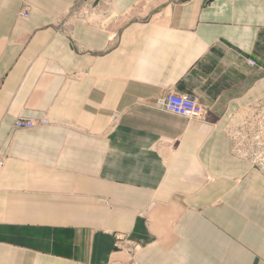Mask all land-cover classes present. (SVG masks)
Returning <instances> with one entry per match:
<instances>
[{"label":"crops","instance_id":"crops-1","mask_svg":"<svg viewBox=\"0 0 264 264\" xmlns=\"http://www.w3.org/2000/svg\"><path fill=\"white\" fill-rule=\"evenodd\" d=\"M256 114L264 0H0V264H264Z\"/></svg>","mask_w":264,"mask_h":264},{"label":"built area","instance_id":"built-area-1","mask_svg":"<svg viewBox=\"0 0 264 264\" xmlns=\"http://www.w3.org/2000/svg\"><path fill=\"white\" fill-rule=\"evenodd\" d=\"M27 17V14H23ZM254 65L253 62H250ZM153 108L155 110L172 114L187 120L205 121L208 110L200 105L196 100L180 96L174 92H167L159 97ZM254 117L243 123L239 134L235 133V140L237 141L234 153L238 155H254L264 154V117L262 115ZM47 121L37 122L24 118L17 119L13 124L15 131L32 130L40 124H47ZM255 128L257 132H253ZM264 156V155H263ZM264 162V161H263Z\"/></svg>","mask_w":264,"mask_h":264},{"label":"rangeland","instance_id":"rangeland-1","mask_svg":"<svg viewBox=\"0 0 264 264\" xmlns=\"http://www.w3.org/2000/svg\"><path fill=\"white\" fill-rule=\"evenodd\" d=\"M27 14V17H28V11H24L21 15L23 16V14ZM24 18H27L25 16H23ZM117 116H114V119L116 118ZM19 119V118H18ZM26 119V118H24ZM29 120H34V119H29ZM37 122H42V121H47L48 123L47 124H40L39 126H37L36 128L32 129V130H35V129H41V128H46L50 125H52V122L49 120V119H41V120H35ZM14 124V123H13ZM241 126H243V123H239L237 124L234 128H231V130H229V134L231 135L232 137V140L234 141V145H236L237 141L235 140V133L236 134H239L240 131H241ZM12 129H13V126H12ZM14 130V129H13ZM15 131V130H14ZM253 132H257L258 129L255 128L254 130H252ZM264 155V154H263ZM261 155V154H254V155H238V154H235V156H238L240 158H244L246 160H249L253 165L254 167L260 171L261 173H264V156ZM118 240H123L126 242L125 238L123 239L118 237ZM137 247L135 244L129 242L128 244H126V251L128 252V254L132 255L136 252L137 250ZM120 264V263H119Z\"/></svg>","mask_w":264,"mask_h":264}]
</instances>
